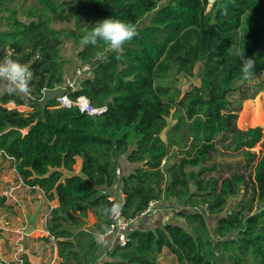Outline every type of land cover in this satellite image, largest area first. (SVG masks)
I'll list each match as a JSON object with an SVG mask.
<instances>
[{
    "label": "trees",
    "instance_id": "1",
    "mask_svg": "<svg viewBox=\"0 0 264 264\" xmlns=\"http://www.w3.org/2000/svg\"><path fill=\"white\" fill-rule=\"evenodd\" d=\"M209 6V0H0V57L9 49L29 65L34 98L26 102L23 93L0 86V157H10L25 184L58 201L45 240L55 241L59 264H161L164 256L174 264H264V161L248 180L240 172L254 162L250 150L264 128L236 127L242 102L264 87V0ZM68 17L71 28L57 26ZM112 17L136 24L138 35L123 53L97 58L102 45L80 41ZM71 40L81 46L80 65L91 71L70 96L107 106L101 116L37 101L42 89L64 83L70 62L63 48ZM236 49L255 58L250 80L242 78ZM198 65L200 86L184 92L177 77H193ZM10 103L20 110L5 106ZM25 106L37 111H22ZM242 148L247 161L234 163L227 177L213 175L228 167L216 161L222 152ZM123 165L132 170L123 173ZM115 186L126 195L127 218L154 201L155 210L165 205L180 222L145 225L151 208L124 246L100 242L111 227L108 198Z\"/></svg>",
    "mask_w": 264,
    "mask_h": 264
},
{
    "label": "crops",
    "instance_id": "2",
    "mask_svg": "<svg viewBox=\"0 0 264 264\" xmlns=\"http://www.w3.org/2000/svg\"><path fill=\"white\" fill-rule=\"evenodd\" d=\"M10 104L14 106L13 108L17 107ZM2 160L5 161L7 170H2L3 167H0V198H5V203L0 206V229L4 230L3 236L9 240L11 247L6 251L5 257L3 256L4 264H59L55 241L52 238L45 240L48 238L46 222L38 218L39 215L49 216L50 210L58 207V201L50 202L39 187L32 188L25 184L14 168L13 162L7 158ZM79 163L81 164V160ZM124 169L128 172L132 170V166L123 165ZM75 172L81 174V166ZM116 186L112 191L114 193L121 191ZM155 212L157 213V210ZM168 219L170 218L165 217V221ZM31 226L34 229L28 234Z\"/></svg>",
    "mask_w": 264,
    "mask_h": 264
},
{
    "label": "rangeland",
    "instance_id": "3",
    "mask_svg": "<svg viewBox=\"0 0 264 264\" xmlns=\"http://www.w3.org/2000/svg\"><path fill=\"white\" fill-rule=\"evenodd\" d=\"M214 1V0H213ZM67 23L65 22H60L57 21L56 24L57 26L60 27H67L71 28V21L70 17L67 18L66 20ZM81 46L76 45L75 41H66L64 48H63V56L65 59L68 60L69 65H67L66 70H65V75H70L71 72H73L74 69L78 68L80 66V62L76 57V53L78 49ZM200 69V66L198 65L194 71V76L193 77H187L180 75L177 77V86L180 87L181 90L184 92H187L189 89H191L194 86H200L201 84V78H198L196 75ZM264 81V75L260 79ZM253 83V81L251 82ZM253 91V96L252 98H249L248 100H245L242 102V107L241 110L237 113V121H236V127L239 130H246L250 127H256V126H262L264 128V87L261 88L259 91L255 92ZM1 94V93H0ZM232 98V97H231ZM9 108H13L14 106H7ZM22 111H37L35 109H29L26 108ZM40 113L41 109L38 110ZM174 121L172 119H169V124L172 125ZM247 151V148H242L238 150L237 152H222L217 158V162H225L228 163V167H221L219 171L214 173L213 175H219L223 177H227L230 175V167H233L235 170V164L238 161H247V159L244 157V153ZM252 153L256 154V158L253 163L250 164V166L245 170L243 167L240 169V172H243L246 176V179L248 180L250 178V175L253 173V170L255 166L257 165L258 162L264 161V137L262 138V141L258 143L253 149L250 150ZM82 164V161H81ZM79 163V160L77 161V164L75 166V170L79 169V166H81ZM5 161L2 160V157L0 158V167H3L2 170H7L5 166ZM8 165V164H7ZM205 166L207 167H212V163H204ZM15 168V167H14ZM10 169V168H8ZM128 169V168H127ZM123 173H126V169H122ZM76 174V172H74ZM210 177V176H209ZM196 189V187H194ZM1 194V193H0ZM1 199V198H0ZM157 204V203H156ZM155 204V205H156ZM155 205L151 207L150 214L146 220V222H143L145 225H152L156 226V224H163L165 222V217H169L171 221H179L178 217L176 216L175 213H173L171 210L172 209H166L165 205H160L159 208L157 209V213L155 212ZM43 213V212H41ZM38 218H41L42 222H46L45 217L42 215H39ZM211 219V218H209ZM88 221L90 223H94V218L92 215H89ZM144 221V220H143ZM1 225V224H0ZM3 229H0V264H4V258L6 255V251L9 250L11 247L9 245V240H7L6 236H3ZM31 234V233H30ZM100 241V238H99ZM110 242H112V239H109ZM101 242V241H100ZM3 253H5L3 255ZM167 254V251H165V255ZM161 264H174L172 260L166 256L162 257L160 260Z\"/></svg>",
    "mask_w": 264,
    "mask_h": 264
},
{
    "label": "clouds",
    "instance_id": "4",
    "mask_svg": "<svg viewBox=\"0 0 264 264\" xmlns=\"http://www.w3.org/2000/svg\"><path fill=\"white\" fill-rule=\"evenodd\" d=\"M137 35L136 24L112 17L97 21L94 26L89 27L80 43L90 44L93 47L102 45L101 51L97 52V58H100L104 53H123L125 45ZM227 51L232 54V47ZM235 55L240 56L242 60V78L250 80L256 65L255 58H246L239 49L235 50ZM32 79L33 72L29 65L12 59L8 55L0 57V86H5L15 92L27 93ZM112 212L118 213V209L113 208Z\"/></svg>",
    "mask_w": 264,
    "mask_h": 264
},
{
    "label": "built area",
    "instance_id": "5",
    "mask_svg": "<svg viewBox=\"0 0 264 264\" xmlns=\"http://www.w3.org/2000/svg\"><path fill=\"white\" fill-rule=\"evenodd\" d=\"M212 3H213V0H209V4H210L209 7H211ZM4 55H8L9 57L12 58V52L9 49H6L3 56ZM90 71H91L90 65H80L76 69L74 76H72V77L70 75L65 76L64 83L61 86H59L55 89H47V88L42 89L41 93H40L41 97L37 101H39L43 105L45 100H46L47 93L49 91L61 89L65 93L63 95L57 96L55 98L56 103H55V106L53 108H56V109H58V108H67V109L76 108L78 110L79 114L82 116H101V115H103L108 110L107 106L95 107L92 105L91 101L86 96H79L75 99H73L70 96L71 92H75L78 90L79 78H81L85 73H88ZM23 95L25 96L26 102H28V100H30V99L31 100L34 99L33 97L30 96V94L28 92L23 93ZM43 107H45V106L43 105ZM16 108H18V107H16ZM28 108L32 109V110L34 109L32 107H28ZM6 158L11 160L10 157H8V156ZM108 199L111 202V214H110L111 227H110V230L106 234H103L99 237L100 241L102 243H104L107 241L108 238L109 239L111 238L112 239V242H110L111 245L118 243V244L124 246L126 244L127 234L129 233V231L139 221V218L141 216L146 215L150 211L151 207H153V205H155L156 202L153 201L150 204V209L145 211L142 215L137 216V217H133V218H127L124 215L123 210H122V206L126 202V195L122 191H119L118 193L111 194V196ZM113 208H117L118 213H113L112 212ZM48 218H49V216L47 215L45 217V220L47 221Z\"/></svg>",
    "mask_w": 264,
    "mask_h": 264
},
{
    "label": "water",
    "instance_id": "6",
    "mask_svg": "<svg viewBox=\"0 0 264 264\" xmlns=\"http://www.w3.org/2000/svg\"><path fill=\"white\" fill-rule=\"evenodd\" d=\"M203 75H204V70L200 68L196 76L198 78H202ZM64 93L65 92L61 89L49 91L47 93V97L43 105L46 106L48 102L54 101L57 96L63 95ZM33 229H34L33 226H31L27 233L30 234L33 231Z\"/></svg>",
    "mask_w": 264,
    "mask_h": 264
}]
</instances>
